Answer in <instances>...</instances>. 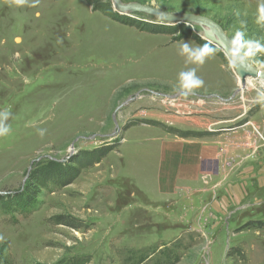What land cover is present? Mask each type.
<instances>
[{
    "label": "rangeland",
    "instance_id": "374dc122",
    "mask_svg": "<svg viewBox=\"0 0 264 264\" xmlns=\"http://www.w3.org/2000/svg\"><path fill=\"white\" fill-rule=\"evenodd\" d=\"M121 1L211 18L264 73V0ZM203 32L112 0H0V264H264V203L168 174L244 126L264 146V80L239 90Z\"/></svg>",
    "mask_w": 264,
    "mask_h": 264
},
{
    "label": "crops",
    "instance_id": "0c3cea01",
    "mask_svg": "<svg viewBox=\"0 0 264 264\" xmlns=\"http://www.w3.org/2000/svg\"><path fill=\"white\" fill-rule=\"evenodd\" d=\"M257 126L264 128L262 122H258ZM237 131L240 132L236 133ZM232 133L228 139L233 140L230 143L208 140L178 150L177 157L172 160L175 165L171 164L174 168H170L168 174L185 180L186 184L193 180V183L196 182L198 188L204 191L205 196L215 191L216 182L226 185L229 183L228 189L234 191L237 190L236 184L239 183L243 186L241 200L253 195V198H257L254 204H262L264 203V146H261L252 128L248 126ZM202 177L206 178L205 184L201 180ZM165 183L169 186L172 181L168 180ZM250 186L254 191H250ZM252 205L242 203L235 210Z\"/></svg>",
    "mask_w": 264,
    "mask_h": 264
},
{
    "label": "water",
    "instance_id": "95a60500",
    "mask_svg": "<svg viewBox=\"0 0 264 264\" xmlns=\"http://www.w3.org/2000/svg\"><path fill=\"white\" fill-rule=\"evenodd\" d=\"M116 12L121 14L144 13L165 22H189L203 29V37L211 43L217 44L223 53L231 60L236 76L239 77L243 88L246 78L264 80V73L253 66L241 48L232 40L223 27L206 16L196 13L168 12L162 9L138 2L124 3L112 0ZM235 94V92H233Z\"/></svg>",
    "mask_w": 264,
    "mask_h": 264
},
{
    "label": "clouds",
    "instance_id": "9594fccd",
    "mask_svg": "<svg viewBox=\"0 0 264 264\" xmlns=\"http://www.w3.org/2000/svg\"><path fill=\"white\" fill-rule=\"evenodd\" d=\"M18 2H23V0H18ZM261 10L264 11V5H262ZM237 36L242 37V33H237ZM254 47L257 50H261L262 47H264V46H261L259 43H255ZM182 51L192 52V50L189 48V45L187 43L182 45ZM211 51H212V49H210L208 47V45H205L202 49L196 50L195 58L197 60H199L200 62H203V54L211 52ZM180 78H181V82H182V84H181L182 89H189L190 90L194 87H198V86L203 84V81L195 75V70H191L188 72H182L180 74ZM184 94H186V93H184ZM7 131H8V128L0 127V134H4Z\"/></svg>",
    "mask_w": 264,
    "mask_h": 264
},
{
    "label": "bare ground",
    "instance_id": "6f19581e",
    "mask_svg": "<svg viewBox=\"0 0 264 264\" xmlns=\"http://www.w3.org/2000/svg\"><path fill=\"white\" fill-rule=\"evenodd\" d=\"M204 35V34H203ZM205 39V38H204ZM211 42V41H210ZM213 43V42H212ZM213 44H215V43H213ZM218 48H220L217 44H215ZM220 50H221V48H220ZM222 51V50H221ZM225 54V53H224ZM238 77V76H237ZM247 79H250V78H246L245 79V81L247 80ZM238 81H239V83L241 84V87L239 88V90H241V89H243V86H242V83H241V81H240V79H239V77H238ZM246 83V82H245ZM262 84V83H261ZM246 86V85H245ZM245 88V87H244Z\"/></svg>",
    "mask_w": 264,
    "mask_h": 264
},
{
    "label": "trees",
    "instance_id": "16d2710c",
    "mask_svg": "<svg viewBox=\"0 0 264 264\" xmlns=\"http://www.w3.org/2000/svg\"><path fill=\"white\" fill-rule=\"evenodd\" d=\"M150 31H156V30H150ZM158 32V31H157Z\"/></svg>",
    "mask_w": 264,
    "mask_h": 264
}]
</instances>
